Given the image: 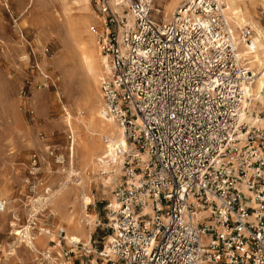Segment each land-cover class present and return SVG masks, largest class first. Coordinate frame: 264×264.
<instances>
[{
    "label": "built area",
    "instance_id": "2783aa9c",
    "mask_svg": "<svg viewBox=\"0 0 264 264\" xmlns=\"http://www.w3.org/2000/svg\"><path fill=\"white\" fill-rule=\"evenodd\" d=\"M91 1L103 19L97 36L109 61L101 112L123 129L126 145L104 139L113 162L102 174L115 176L118 203L107 204V244L98 251L71 240L63 256L264 264V110H251L254 74L239 58L223 8L216 0H186L158 22L155 0ZM252 33L247 26L239 37L250 46ZM251 114L263 124L249 121ZM40 159L32 155V175ZM6 208L0 199V213ZM59 238L67 240L62 228Z\"/></svg>",
    "mask_w": 264,
    "mask_h": 264
},
{
    "label": "rangeland",
    "instance_id": "374dc122",
    "mask_svg": "<svg viewBox=\"0 0 264 264\" xmlns=\"http://www.w3.org/2000/svg\"><path fill=\"white\" fill-rule=\"evenodd\" d=\"M180 3L181 0H155L151 16L158 22L170 20ZM241 3L249 19L264 31V0H241ZM87 16L89 20L84 22ZM247 26L254 40L256 32ZM103 27L102 16L91 0H0V199L7 201L5 212L0 213V264H110L94 251L87 257L75 254L67 259L63 256L69 240L59 238V230L68 227L61 212L52 213L45 206L33 212L34 217L30 215L32 205L38 204L35 199L47 196L48 188L52 194L67 181L71 140L63 105L77 103L80 86L86 78L78 62V51L74 49L75 42L82 37L81 41L89 43L88 38L93 37L94 45L101 51L97 34ZM101 54L105 56L102 51ZM66 57L70 58L64 64ZM242 60L255 70L246 58ZM45 75L55 80L56 87ZM99 90L102 92L101 88ZM72 109L71 113L75 114V108ZM251 110L256 113L264 110V103H258L257 108ZM51 149L53 155L49 153ZM83 151L75 143L74 169L85 176L92 201L85 212L92 223L84 214L76 217L81 218L84 230L90 235L82 238V243L99 251L111 234L107 204L114 199L115 176L102 174L107 167L101 165V168L95 163L86 168L82 164ZM35 153L41 157V169L32 175L31 158ZM34 183L36 188L32 191L30 187ZM75 184L70 180L67 187ZM69 190H66L67 202L62 205L68 207V211H75L78 206L69 202L75 199ZM28 224L33 237L43 238L38 245L40 251L15 244L14 229ZM44 253L51 257L47 258Z\"/></svg>",
    "mask_w": 264,
    "mask_h": 264
},
{
    "label": "bare ground",
    "instance_id": "6f19581e",
    "mask_svg": "<svg viewBox=\"0 0 264 264\" xmlns=\"http://www.w3.org/2000/svg\"><path fill=\"white\" fill-rule=\"evenodd\" d=\"M184 1L186 0H181L180 4H182ZM216 1L223 8L224 14L235 36L239 48L238 55L241 62L243 63L242 59L246 58L249 61V63H251L255 67V70H252L251 69L252 67L251 68L249 67L254 74V80L250 88V95H251V103L252 100H254L251 109H255L257 108L258 103H262V104L264 103V31L258 28L256 22H253L249 19L246 12L247 10L245 11L244 7H242V3L244 1L242 3L241 0H216ZM89 17L85 18L84 22L88 21ZM247 25L251 26L252 29L256 32L254 36V43L253 45L250 46L245 44L244 43L245 41L240 39L238 35L239 30ZM80 38L76 39L75 42L76 48L74 49H77L78 51L75 52L78 53V57H79L78 62L82 64V67L84 69L83 74H85L86 78L84 84L80 86L79 93L76 99L77 103L75 105L72 104L63 105V110L65 111V118H66L65 121L66 124H68L67 129L70 133L69 138L70 140L72 138V141L70 142V146H69L70 158H71L69 175L67 176V181L65 183H62L59 189L55 190L52 194L50 193L49 191L50 189L48 188L46 192L47 196L38 197L37 199H35L38 204L34 203L32 205V212L30 214L31 217H34L35 215L33 214V212L45 206H48L46 208H49L52 213L61 212L58 211L59 208L57 207H59L58 206L59 204H62L63 202H67L68 194L66 193V190L67 188L70 189L69 191L73 193L72 195L75 196L73 204L75 206L77 205L78 209H76L75 211H68L67 210L68 207H66L63 210V212H61V214L64 215V221H66L68 224V227L65 228L66 239L69 241L75 240L77 242H82V238H89L90 236L84 230L81 224V218L76 217L77 214H81V215L84 214V217L87 218L89 223H92V221L89 219L87 213L85 212L88 203L89 202L91 203V198L89 197V194L87 192L88 189H87L85 176L83 175V173L80 174V172L78 173L74 169L75 155H76L75 143H77V145L84 150L83 151L84 157L82 164L86 168L92 167L93 164L95 163L99 167L102 166L107 167L106 168L107 170H109L108 168L111 167L113 158L107 159L108 148L106 143L103 141V138L105 139V137H108L111 138L114 142H118L123 146L126 145L123 129L120 126H118L114 121L104 118L101 112V108L103 106V94L102 92H100L99 89L101 88V80L104 77H106L109 73V65L107 60L108 58L106 55L105 57L101 54L99 47L96 48L93 42V37L88 38L90 39L89 43L85 41H81ZM69 58L66 57L63 60V63L65 64L67 61H69ZM70 68L72 67L70 66ZM97 71L101 72V75H98ZM70 108L73 109L75 108L76 110L75 114L71 113ZM248 119L252 123H256V124L260 123L261 125L263 124V120H259L258 115L251 114L248 116ZM70 180L75 182L76 186H73L71 188L67 187L68 182ZM112 204L114 205V207L115 206L118 207V203L114 199L112 200ZM12 224L15 225V223ZM14 234L16 235V242H15L16 245L20 246L25 244L26 247H28L30 250L40 251L38 245L42 242L43 238L33 237V235L31 234L30 224L26 226H22V229H14ZM49 249H51V247H49ZM14 251L16 252V249ZM46 253H44V255H46L47 258H50L51 255ZM12 254H14V252H12Z\"/></svg>",
    "mask_w": 264,
    "mask_h": 264
},
{
    "label": "crops",
    "instance_id": "0c3cea01",
    "mask_svg": "<svg viewBox=\"0 0 264 264\" xmlns=\"http://www.w3.org/2000/svg\"><path fill=\"white\" fill-rule=\"evenodd\" d=\"M67 197H68V195H67ZM70 203H72L73 202V199L71 200V201H69ZM92 202V201H91ZM63 203H65V202H63ZM69 204V203H68ZM90 204H92V203H90ZM89 203H88V205H90ZM64 205V204H63ZM62 204H59L58 206L59 207H57V208H59L58 209V211H61V212H63V210L66 208V207H64Z\"/></svg>",
    "mask_w": 264,
    "mask_h": 264
}]
</instances>
